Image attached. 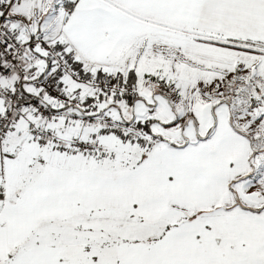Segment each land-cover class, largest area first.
I'll list each match as a JSON object with an SVG mask.
<instances>
[{
  "label": "snow or ice",
  "instance_id": "6c2138e0",
  "mask_svg": "<svg viewBox=\"0 0 264 264\" xmlns=\"http://www.w3.org/2000/svg\"><path fill=\"white\" fill-rule=\"evenodd\" d=\"M0 264H264V0H0Z\"/></svg>",
  "mask_w": 264,
  "mask_h": 264
}]
</instances>
